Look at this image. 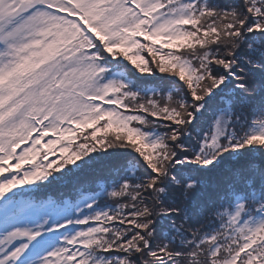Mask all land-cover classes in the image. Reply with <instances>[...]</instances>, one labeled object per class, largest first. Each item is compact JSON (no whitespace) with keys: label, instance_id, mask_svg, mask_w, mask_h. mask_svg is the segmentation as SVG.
Returning <instances> with one entry per match:
<instances>
[{"label":"snow or ice","instance_id":"1","mask_svg":"<svg viewBox=\"0 0 264 264\" xmlns=\"http://www.w3.org/2000/svg\"><path fill=\"white\" fill-rule=\"evenodd\" d=\"M0 264H264V0H0Z\"/></svg>","mask_w":264,"mask_h":264},{"label":"trees","instance_id":"2","mask_svg":"<svg viewBox=\"0 0 264 264\" xmlns=\"http://www.w3.org/2000/svg\"><path fill=\"white\" fill-rule=\"evenodd\" d=\"M149 59H151V58H149ZM122 201H123V200H121V201H119V202L122 203ZM105 202L114 205L115 203H117V199H116V198H108Z\"/></svg>","mask_w":264,"mask_h":264},{"label":"rangeland","instance_id":"3","mask_svg":"<svg viewBox=\"0 0 264 264\" xmlns=\"http://www.w3.org/2000/svg\"><path fill=\"white\" fill-rule=\"evenodd\" d=\"M145 56H146V58H148V59L150 58V57H147V54H146V53H145ZM121 111H124V109L122 108ZM130 114H131V113H130ZM90 131H91V129H87V130H85V134H86L87 132H90ZM78 135H80V134L78 133ZM124 202H125V201H122V203H124ZM115 204H116V203H115ZM115 204H114V205H115Z\"/></svg>","mask_w":264,"mask_h":264}]
</instances>
